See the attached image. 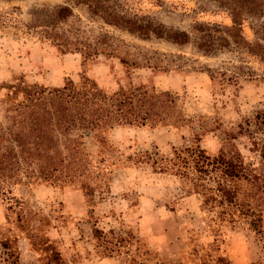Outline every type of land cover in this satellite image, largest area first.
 Listing matches in <instances>:
<instances>
[{
    "label": "rangeland",
    "instance_id": "obj_1",
    "mask_svg": "<svg viewBox=\"0 0 264 264\" xmlns=\"http://www.w3.org/2000/svg\"><path fill=\"white\" fill-rule=\"evenodd\" d=\"M120 7L192 36L200 23L230 24L214 1L120 0ZM44 25L90 41L106 33L127 64L104 54L81 64L78 53H61L41 35ZM241 34L255 38L247 20ZM258 39L264 46V33ZM133 60L137 64L130 65ZM81 73L107 92L129 84L167 91L175 98L172 116L181 120L177 126L71 132L68 137L81 134L85 170L70 180L60 174L56 181L27 171L7 196L0 194V264H264V222L260 234L237 220L225 223L219 227L221 243L208 246L213 213L203 208V195L186 194L176 175L131 160L135 152L171 157L196 136L209 153L235 143L257 165L259 152L247 151V132L264 143L253 125L264 110V63L232 46L204 55L190 44L137 39L89 17L77 0H0L2 129H18L7 88L13 78L56 87L66 78L76 83ZM240 124L244 131L229 141L225 132L236 133Z\"/></svg>",
    "mask_w": 264,
    "mask_h": 264
},
{
    "label": "trees",
    "instance_id": "obj_2",
    "mask_svg": "<svg viewBox=\"0 0 264 264\" xmlns=\"http://www.w3.org/2000/svg\"><path fill=\"white\" fill-rule=\"evenodd\" d=\"M77 1L86 7L89 17L140 40L162 39L177 45L190 44L204 55L232 46L255 55L264 63V46L258 39L264 33V0H206L216 2L217 8L226 11L230 24L200 23L195 36L165 26L153 16L126 14L121 10L120 0ZM66 10L63 7L61 11ZM243 20L248 21L254 32L253 41H247L241 34ZM40 31L61 53H78L81 64L98 54L116 56L127 64L125 57L116 51L118 45L106 33L90 41L78 36L67 38L47 25ZM146 63L143 60L142 65ZM129 64L137 62L133 60ZM7 88L11 89V111L18 118V129L11 126L10 132L0 126V145L4 152L0 154V194L5 196L11 185L19 183L27 171L37 172L41 179L56 181L70 180L85 170L88 161L82 141L78 139L81 134L68 137L71 132L75 134L81 130L87 134L113 126H177L181 120L172 116L174 96L142 84H129L107 92L81 73L76 83L66 78L61 86L47 87L13 78ZM253 125L264 134V110L255 114ZM236 131L225 132L229 141L242 133L244 127L240 124ZM252 133L247 132L251 138L247 151L256 149L259 152L257 165L245 160L235 143H227V147L209 153L198 144L196 136L192 144L175 149L171 157L135 152L131 160L149 163L156 172L176 175L183 181L186 194L201 193L203 208L213 213L207 220V230L213 236L207 245H219V227L235 220L245 223L257 234L263 232L264 143L256 140ZM60 174H64L63 178Z\"/></svg>",
    "mask_w": 264,
    "mask_h": 264
}]
</instances>
